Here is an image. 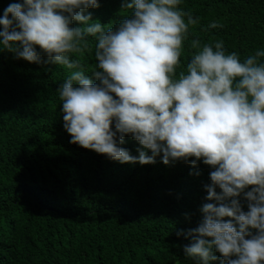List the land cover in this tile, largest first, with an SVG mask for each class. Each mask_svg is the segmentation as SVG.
<instances>
[{
  "label": "clouds",
  "instance_id": "1",
  "mask_svg": "<svg viewBox=\"0 0 264 264\" xmlns=\"http://www.w3.org/2000/svg\"><path fill=\"white\" fill-rule=\"evenodd\" d=\"M181 3L124 0L132 15L115 29L84 14L98 0L11 3L0 16V50L33 63L42 62V52L45 63L71 70L57 90L70 143L120 163L150 164L161 156L165 165L202 159L214 169L206 199L218 203H205L202 221L188 230L187 257L209 264L215 249L227 264H264V49L242 60L223 40L195 38L181 69L184 41L200 22ZM89 37L98 83L82 63L93 52ZM129 134L141 145L137 156L120 146ZM242 193L248 211L236 199Z\"/></svg>",
  "mask_w": 264,
  "mask_h": 264
},
{
  "label": "trees",
  "instance_id": "2",
  "mask_svg": "<svg viewBox=\"0 0 264 264\" xmlns=\"http://www.w3.org/2000/svg\"><path fill=\"white\" fill-rule=\"evenodd\" d=\"M16 2L23 0H0V16ZM98 2L84 12L91 13L90 23L115 29L132 15L124 0ZM180 7L200 18L184 41L181 69L195 38L223 40L242 60L264 49V0H182ZM214 20L224 26L209 28ZM88 39L93 52L86 51L82 63L98 83ZM41 58L33 63L0 50V264H197L184 246L192 243L188 230L203 219L202 206L218 203L206 199L214 169L202 159L196 166L165 165L161 156L150 164L120 163L70 143L57 90L71 70L45 63L42 52ZM120 146L134 156L141 147L130 134ZM236 199L248 211L243 193ZM213 254L209 264H227Z\"/></svg>",
  "mask_w": 264,
  "mask_h": 264
}]
</instances>
